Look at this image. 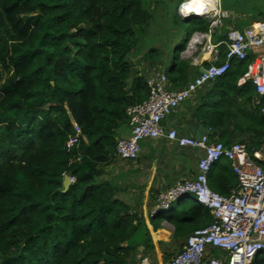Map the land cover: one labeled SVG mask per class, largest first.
<instances>
[{
	"label": "trees",
	"instance_id": "1",
	"mask_svg": "<svg viewBox=\"0 0 264 264\" xmlns=\"http://www.w3.org/2000/svg\"><path fill=\"white\" fill-rule=\"evenodd\" d=\"M182 1L0 0V264H133L139 248L140 257L150 256L154 245L146 219L103 174L115 159L116 130L127 124L125 109L147 97L146 76L134 71L130 56L152 21L151 5L173 2L172 19H182L176 12ZM257 1L220 0V5L230 13L255 11L262 20L258 11L264 3ZM224 18L211 38L219 43L217 62L227 51L228 28L251 23L234 21L233 14ZM189 21L194 29L173 44L171 65L164 67L173 87L183 86L192 70L181 57L188 39L207 29L206 18ZM144 57L155 59L156 49ZM250 59L231 61L215 91L195 109L208 142L230 144L226 118L235 97L248 103L256 95L249 82L237 85ZM261 107L264 97L253 112ZM71 121L80 136L67 149ZM255 122L259 138L264 114ZM258 144L247 143L248 151ZM64 176L75 178L65 191ZM207 180L221 195L237 185L223 158ZM166 211L149 214L147 221L155 231L165 217L174 240L211 221L209 210L189 196Z\"/></svg>",
	"mask_w": 264,
	"mask_h": 264
},
{
	"label": "built area",
	"instance_id": "2",
	"mask_svg": "<svg viewBox=\"0 0 264 264\" xmlns=\"http://www.w3.org/2000/svg\"><path fill=\"white\" fill-rule=\"evenodd\" d=\"M214 4L213 10L203 13L209 18L206 31L192 35L186 48L202 42L205 43L202 48L207 49H216L219 45L211 44V36L222 26L224 14L219 0ZM225 44L227 51L222 62H217L218 53H215L203 73L181 87H170L163 72L150 73L146 78V99L125 109L129 136L119 139L115 146V156L123 160L137 159L141 140L161 137L180 147L198 148L203 152L195 175L177 182L157 199L156 208L166 210L173 202L189 196L205 206L211 216L209 225L192 231L167 264H256L259 257L264 258V133L258 146L248 151L246 142L225 145L220 141L208 142L206 135L196 141L193 137L180 136L176 129L164 131L161 126L164 118L176 112L198 88L222 77L231 61L246 60L250 56L237 85L249 82L256 96L264 97V19L244 29H228ZM260 110L264 114V107ZM72 127L74 135L67 139V149L80 136L74 122ZM221 158L229 161L237 180V185L226 195L210 189L207 180L212 165ZM74 180L70 178L71 183ZM150 260L149 256H142L139 264H152Z\"/></svg>",
	"mask_w": 264,
	"mask_h": 264
},
{
	"label": "crops",
	"instance_id": "3",
	"mask_svg": "<svg viewBox=\"0 0 264 264\" xmlns=\"http://www.w3.org/2000/svg\"><path fill=\"white\" fill-rule=\"evenodd\" d=\"M211 2L213 0H210L209 4ZM257 3L261 5V3H264V0L262 2L258 0ZM221 10L224 14L223 18H228L230 14H233L234 21H250L251 23L247 27L260 20L259 16L255 17L257 15L255 11L245 13L234 9L230 13L222 8ZM216 43L213 41L211 44ZM215 51L218 52V47L216 49H212L211 47L207 49L204 46L195 53H192L188 58H185L192 67L187 82L199 75L200 70L206 67L209 61L214 59V55L217 53ZM217 82L215 80L210 83H205L190 98L185 100L177 108L176 112L166 116L161 123L163 130L176 129L180 136L192 137L188 127L190 120H194L195 123L204 127L202 122L195 116V109L202 103L203 98L210 91H215L214 85ZM222 91L219 88L218 94L219 92L222 93ZM250 99L252 100H248L247 103L244 102L246 100L245 97L240 98L238 95L230 107L232 114L226 118V125L228 126V132L230 133L229 140L231 142L260 143L262 135L259 138L257 137L259 129L256 125L255 117L258 118L263 113L260 109L258 114L253 112L258 106L256 102L258 103L259 97L252 95ZM206 131L207 133L209 132L207 129ZM129 132L130 129L126 123L120 124L115 133L116 140L129 136ZM139 145L140 152L135 161L115 158L105 167L103 178L117 184L120 188L118 196L130 206L134 213L146 219L153 243H155V240L165 243L172 239L173 227L171 226L172 230H169L166 225L168 223L164 220L161 222L160 227L153 231L148 224L147 216L155 209L160 194L166 192L177 182H182L195 175L197 161L203 152L198 148L180 147L165 137L143 139Z\"/></svg>",
	"mask_w": 264,
	"mask_h": 264
},
{
	"label": "rangeland",
	"instance_id": "4",
	"mask_svg": "<svg viewBox=\"0 0 264 264\" xmlns=\"http://www.w3.org/2000/svg\"><path fill=\"white\" fill-rule=\"evenodd\" d=\"M259 1L262 2V0ZM166 6L167 7H163L162 4L151 5L152 11L154 12L152 21L146 28V34L143 35L144 37L130 56L134 65V71L139 70L146 77L152 72H164L163 69L165 64L168 66L171 65L172 60L170 58L173 44L178 40L181 41L185 34L192 31L195 27V23L193 21L184 22L183 19H172L173 2L167 3ZM258 13L264 15V9L259 10ZM187 19H189L188 16L184 17V20ZM150 48H155L157 51V57L155 59L149 60L144 57V54ZM200 48L201 46L198 44L192 48L184 47L181 51V57L183 59L188 58L192 53L200 50ZM215 98L216 97L210 98V101ZM176 203L177 202H173L172 204L174 205ZM164 213L166 214L167 211ZM164 218L165 217H162V221H164ZM166 225L169 230H172L171 225ZM183 240L171 239L165 243L155 240V243H153V250L148 251L152 264L163 263L166 260L168 261V258L173 256L179 250ZM140 254L141 248L138 249L135 257L136 262H133V264H138L137 260H139Z\"/></svg>",
	"mask_w": 264,
	"mask_h": 264
},
{
	"label": "bare ground",
	"instance_id": "5",
	"mask_svg": "<svg viewBox=\"0 0 264 264\" xmlns=\"http://www.w3.org/2000/svg\"><path fill=\"white\" fill-rule=\"evenodd\" d=\"M210 0H186L181 5V12L184 15H203L215 8V0L209 4Z\"/></svg>",
	"mask_w": 264,
	"mask_h": 264
},
{
	"label": "water",
	"instance_id": "6",
	"mask_svg": "<svg viewBox=\"0 0 264 264\" xmlns=\"http://www.w3.org/2000/svg\"><path fill=\"white\" fill-rule=\"evenodd\" d=\"M185 22H189V20H184ZM203 69L200 70L201 73H203ZM206 83H210V81H207ZM189 132L190 135L196 140V141H200L202 136L207 135V131L206 129L202 126L199 125L197 123L194 122V120H190L189 121ZM70 186V179L69 177L65 176L62 179V190L65 191L68 189V187Z\"/></svg>",
	"mask_w": 264,
	"mask_h": 264
},
{
	"label": "clouds",
	"instance_id": "7",
	"mask_svg": "<svg viewBox=\"0 0 264 264\" xmlns=\"http://www.w3.org/2000/svg\"><path fill=\"white\" fill-rule=\"evenodd\" d=\"M184 1H186V0H184ZM184 1H182L181 3H183ZM181 3H179L178 5H177V8H176V12H177V15L179 16V17H181L183 20H184V17H186V16H188V20H190V19H202V18H206L207 20H208V22H209V18H207V17H205L204 15H184V14H182V13H180L179 11H178V8H179V5L181 4ZM219 4H220V0H219ZM220 9H221V5H220ZM208 24V23H207ZM223 25V24H222ZM222 27V26H221ZM220 28V27H219ZM230 29V28H229ZM217 30V29H216ZM228 31V30H227ZM196 33H200V32H198V31H196V32H194L192 35H194V34H196ZM192 35L190 36V38L192 37ZM190 38L188 39V41L190 40ZM211 38H212V36H211ZM212 41V40H211ZM212 43V42H211ZM198 45H200L201 47H202V45H205V43L204 42H202L201 44L200 43H198ZM218 47V46H217ZM218 53V52H217ZM164 73V72H163ZM201 73V72H200ZM165 74V73H164ZM166 75V74H165ZM167 76V75H166ZM147 78V77H146ZM168 78V77H167ZM218 79V78H217ZM216 80V79H215ZM214 81V80H213ZM169 82V81H168ZM211 82V81H210ZM127 121V120H126ZM72 122L73 121H71V124H72ZM127 126H128V123H127ZM129 127V126H128ZM130 129V128H129ZM130 133V132H129ZM208 134V133H207ZM128 137V136H127ZM126 138V137H125ZM121 139V138H120ZM119 140V139H118ZM118 140H116V143H117V141ZM139 152H140V150H139ZM138 155H139V153H138ZM114 156H115V152H114ZM115 158H118V157H116L115 156ZM138 158V157H137ZM120 159V158H119ZM123 160V159H122ZM136 160V159H135ZM135 160H129V161H135ZM65 177V176H64ZM67 177H69V176H67ZM71 177H69V179H70ZM75 181V180H74ZM70 184H71V182H70ZM195 202V201H194ZM170 207V206H169ZM167 210V209H166ZM166 210H159L158 208H156V206H155V210H153L151 213H150V215L152 214V213H154V212H160V211H162V212H165ZM184 241V240H183ZM183 243V242H182ZM141 256V255H140ZM148 256V255H147ZM150 257V256H149ZM140 258L141 257H139V261H140ZM169 261V260H168ZM167 261V262H168ZM163 262V261H162ZM167 262H163V264H167Z\"/></svg>",
	"mask_w": 264,
	"mask_h": 264
}]
</instances>
